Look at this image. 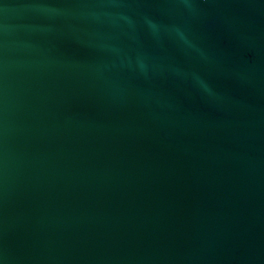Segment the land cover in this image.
<instances>
[{
  "label": "water",
  "instance_id": "95a60500",
  "mask_svg": "<svg viewBox=\"0 0 264 264\" xmlns=\"http://www.w3.org/2000/svg\"><path fill=\"white\" fill-rule=\"evenodd\" d=\"M0 264H264V0H0Z\"/></svg>",
  "mask_w": 264,
  "mask_h": 264
}]
</instances>
